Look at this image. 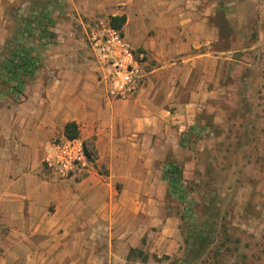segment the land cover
I'll use <instances>...</instances> for the list:
<instances>
[{"label":"crops","instance_id":"1","mask_svg":"<svg viewBox=\"0 0 264 264\" xmlns=\"http://www.w3.org/2000/svg\"><path fill=\"white\" fill-rule=\"evenodd\" d=\"M6 1L14 0H0V18ZM65 9L83 26L124 16L121 33L149 58L135 93L117 98L97 63L93 71L79 55L53 54L22 100L0 104V264L173 255L181 236L164 162L201 112L219 123L241 95L260 57L261 42L250 38L264 8L260 0H66ZM68 122L93 154L62 179L43 158Z\"/></svg>","mask_w":264,"mask_h":264},{"label":"rangeland","instance_id":"2","mask_svg":"<svg viewBox=\"0 0 264 264\" xmlns=\"http://www.w3.org/2000/svg\"><path fill=\"white\" fill-rule=\"evenodd\" d=\"M65 1L4 3L0 61L19 45L30 51L35 71L20 92L0 94V104L22 100L36 73L51 68L48 59L53 54L79 55L96 71L87 38L93 22L83 26L76 16L70 24ZM260 5L264 8V0ZM260 14L257 37L255 32L250 38L261 42L260 57L243 80L241 95L233 107L220 111L219 123L201 112L198 123L182 133V146L164 162L163 172L172 162L181 170L178 184L167 187V208L178 219L181 236L177 252L156 257L133 250L128 264H264V12ZM83 141L92 157L91 143ZM198 230H203V238H196Z\"/></svg>","mask_w":264,"mask_h":264},{"label":"built area","instance_id":"3","mask_svg":"<svg viewBox=\"0 0 264 264\" xmlns=\"http://www.w3.org/2000/svg\"><path fill=\"white\" fill-rule=\"evenodd\" d=\"M87 38L97 65L111 84V94L117 98L132 96L149 53L135 47L105 19L90 26ZM43 161L59 178L68 179L86 168L92 157L82 138L62 136L51 141Z\"/></svg>","mask_w":264,"mask_h":264},{"label":"trees","instance_id":"4","mask_svg":"<svg viewBox=\"0 0 264 264\" xmlns=\"http://www.w3.org/2000/svg\"><path fill=\"white\" fill-rule=\"evenodd\" d=\"M109 22L114 28L121 30V26L125 22V17L112 16L109 18ZM33 65L34 59L28 49L16 45L9 50L4 61H0V94L7 95L10 89L20 92L25 81L34 75L35 67ZM63 134L68 138L78 137L79 130L77 125L74 122L66 123ZM164 176L168 178L170 185H177L181 177V170L173 162L169 163L164 172ZM202 232L203 230H198L196 232V238H203L204 235Z\"/></svg>","mask_w":264,"mask_h":264}]
</instances>
